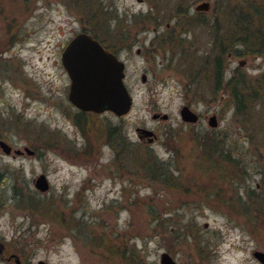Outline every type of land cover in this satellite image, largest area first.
<instances>
[{
  "label": "rangeland",
  "instance_id": "rangeland-1",
  "mask_svg": "<svg viewBox=\"0 0 264 264\" xmlns=\"http://www.w3.org/2000/svg\"><path fill=\"white\" fill-rule=\"evenodd\" d=\"M202 2L209 10L195 11ZM253 2L264 8V0H0V140L11 147L0 148V264H15L11 255L21 264H160L163 252L176 264H260L252 253L264 251V54L239 55V44L238 54H220L213 43L230 44L223 13L247 14ZM89 30L104 46L125 47L118 57L132 106L123 116L81 113L68 100L61 50ZM210 53L223 90L203 63ZM236 72L249 81L244 93L257 95L241 112L226 83ZM184 105L200 116L195 125L181 121ZM140 127L155 140H140ZM211 130L235 162L201 148ZM173 149L178 171L167 173L153 161ZM41 174L44 193L34 188Z\"/></svg>",
  "mask_w": 264,
  "mask_h": 264
},
{
  "label": "water",
  "instance_id": "water-1",
  "mask_svg": "<svg viewBox=\"0 0 264 264\" xmlns=\"http://www.w3.org/2000/svg\"><path fill=\"white\" fill-rule=\"evenodd\" d=\"M209 8V2H202L194 9L195 11H208ZM61 62L70 80L68 100L79 111L97 114L110 111L116 116L129 112L132 98L123 81L124 64L115 54L103 48L91 35L80 33L71 39L62 52ZM145 79L143 75L141 81L145 82ZM179 117L184 123L195 124L198 121V115L187 105L181 107ZM151 118L166 121L168 115L153 114ZM207 124L210 128L217 126L215 115L208 118ZM136 132L149 136V142L153 141V137L155 138L153 132L146 129L138 128ZM0 148L6 155L11 153V147L1 140ZM24 151L27 155L34 154L28 148H24ZM22 154L21 150H13L14 156ZM34 188L41 193L48 191L49 183L44 174L34 180ZM2 248L0 245V254ZM253 257L260 264H264L263 251H254ZM9 258H13L15 264H21L14 255ZM159 262L160 264H176L166 252L160 255ZM37 264L47 263L38 261Z\"/></svg>",
  "mask_w": 264,
  "mask_h": 264
},
{
  "label": "trees",
  "instance_id": "trees-1",
  "mask_svg": "<svg viewBox=\"0 0 264 264\" xmlns=\"http://www.w3.org/2000/svg\"><path fill=\"white\" fill-rule=\"evenodd\" d=\"M221 3V2H220ZM251 11L247 14L245 12L236 11V8L231 9L230 11H225L223 14L227 17V42L228 46L219 44V39L217 36L213 38L214 46L218 48V51L221 53H225L227 50L231 53H236L235 50L232 49V47L237 46L241 48V52L238 51L240 54H245L249 50V52L254 53L256 55L264 54V22L260 25L259 22L264 21V8L260 7L259 5L255 4L253 2L251 5ZM235 10V11H234ZM233 16H232V15ZM263 19V20H261ZM253 21H257L259 23V26L256 29H252L251 25ZM212 24V23H211ZM218 26V22H215V27ZM219 27V26H218ZM235 27L237 29V32L239 31V35L236 32L237 40L235 42H231L233 38H235ZM251 28V29H250ZM90 31V30H89ZM91 32V31H90ZM234 33V34H233ZM91 34L95 37L96 35L94 32H91ZM231 38V39H230ZM230 39V40H229ZM236 53V54H238ZM213 54H208L207 56H204L203 63L207 66V69L212 73L213 78V85L214 90H223L224 88H221L220 84L223 83V74L222 69L219 64V58L214 57L211 58L208 62V57L212 56ZM208 62V64H207ZM206 70V68L204 69ZM207 71V70H206ZM204 71V72H206ZM236 82H239L236 84ZM249 81L247 79H244L241 74L236 72L234 74V77H230L226 83H228L227 86L230 87V94L232 100L234 101L236 110L241 112L242 108H244L245 101L251 98V100H255L257 98L256 92L254 90H251L250 95H247L244 93V87ZM234 83V85L232 84ZM225 84V83H224ZM236 85H241L240 88ZM243 85V86H242ZM228 87V88H229ZM250 100V101H251ZM83 113V112H81ZM216 132L215 130L208 131L205 136L202 138H199V142L202 144L201 148L206 152H208L210 155H216L218 153V156L220 157V161L223 164L230 165L232 162H235L234 159L231 157L230 149L228 145H225V142L220 141V138H216L215 136ZM124 141V140H123ZM176 151L173 149V155L170 157L168 161L162 162V161H153L156 166H162L167 168V173H171L173 171L177 172L178 169H175L174 166H172V159L176 158ZM175 169V170H170ZM148 172L151 173V177L154 178L155 170L152 168V166L147 167ZM243 173V176L245 173ZM207 188H201L202 192H205ZM215 190V188H214ZM220 196V194L218 195ZM248 206V207H247ZM245 207L246 211H251L250 206L247 205Z\"/></svg>",
  "mask_w": 264,
  "mask_h": 264
},
{
  "label": "flooded vegetation",
  "instance_id": "flooded-vegetation-1",
  "mask_svg": "<svg viewBox=\"0 0 264 264\" xmlns=\"http://www.w3.org/2000/svg\"><path fill=\"white\" fill-rule=\"evenodd\" d=\"M168 29H169V26L167 25V31H168ZM155 31H157V29H155ZM80 33H87V34H89V35H91L94 39H96L102 46H103V48H105L106 50H108V51H110V52H112L113 54H115L117 57H118V53H120V52H122V51H124L125 50V47H120V49H119V51L120 52H117V51H115V50H113L114 48H112V47H109V46H104L100 41H99V39L98 38H95L91 33H89V32H85V31H83V32H80ZM79 33V34H80ZM68 43H66V45H67ZM66 45H64V47L62 48V50H61V54H60V58H61V56H62V52H63V50H64V48H65V46ZM136 54H138V55H140L142 52L140 51V49H137L136 51ZM118 59H119V57H118ZM120 60V59H119ZM123 62V61H122ZM123 64H124V62H123ZM123 72H124V77H125V64H124V70H123ZM143 76V75H142ZM141 76V77H142ZM145 76V75H144ZM146 78V77H145ZM145 81H146V79H145ZM189 107V106H188ZM190 108V107H189ZM109 112V111H108ZM199 120H200V116L198 115V121L196 122V123H198L199 122ZM195 123V124H196ZM189 124V123H188ZM195 124H192V125H195ZM217 127V126H216ZM215 127V128H216ZM141 129H146V130H149V131H151V129H147V128H144V127H140ZM138 129V128H137ZM152 132V131H151ZM154 134V133H153ZM155 136V135H154ZM138 137H139V139L141 140L142 139V141L144 140V139H146L147 141H148V138H150L149 136H145L144 134H138ZM147 137V138H146ZM153 140H155V138L153 137ZM149 142V141H148ZM4 257V253H3V248H2V252H1V254H0V258H2V259H4L3 258ZM7 260H8V258H6Z\"/></svg>",
  "mask_w": 264,
  "mask_h": 264
}]
</instances>
